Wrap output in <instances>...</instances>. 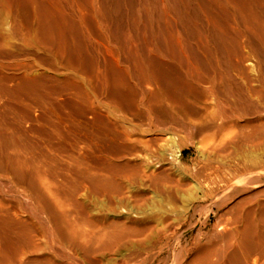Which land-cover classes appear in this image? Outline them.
I'll list each match as a JSON object with an SVG mask.
<instances>
[{
  "label": "bare ground",
  "instance_id": "bare-ground-1",
  "mask_svg": "<svg viewBox=\"0 0 264 264\" xmlns=\"http://www.w3.org/2000/svg\"><path fill=\"white\" fill-rule=\"evenodd\" d=\"M143 1L135 11V23L139 28L143 20L151 28L149 51L151 56L160 55L163 52L155 41L153 24L166 27L184 12L177 1ZM108 2L0 0V264H264V177L256 163L234 164L226 166L227 170L215 167L205 176L204 196H192L183 207L172 203L170 209H144L142 196H120L121 180L130 173L121 134L116 128L108 133L88 132L89 120L72 112L71 97L75 89L86 104L96 95L114 112L121 114L131 108L130 101L107 99V68L100 58L110 47L97 42L95 48L87 24L92 19L102 39L120 45ZM207 6L243 19L244 31L250 35L244 41L264 61V6L246 0H213ZM244 31L229 36L217 28L216 33L227 49ZM198 33L201 43H215V24ZM68 37H77L83 52L89 53V47L95 51L93 75L86 73L83 62L65 59L64 53L72 49ZM163 42L169 51L175 46L184 56L190 77H200L179 34L163 36ZM238 57L240 64L247 62L248 69L259 65L245 53ZM127 60L126 72L133 65L148 86L141 93L152 95L144 105L155 126L167 123L157 112L169 116L172 110L155 109L154 99L191 109L181 99L182 92L159 90L161 79H166L150 66V57L130 54ZM42 76L58 88L53 101L34 97ZM214 85L215 76L211 92ZM186 88L191 90L192 84L187 83ZM263 105L236 110L235 119L218 111L230 127L242 131L245 144L256 146L264 143ZM86 108L94 121L106 125L96 108ZM193 109L198 118L207 116V106L202 114ZM250 111L255 115L252 119L247 118ZM167 141L178 143L174 136ZM203 143L199 140L198 147ZM230 143L221 138L209 147L210 153L199 150V158L227 157L229 154L220 153L226 150L218 147ZM11 177L28 196H8ZM96 200L100 204L94 206ZM198 208L205 210L201 222L195 219ZM213 213L216 217L210 223Z\"/></svg>",
  "mask_w": 264,
  "mask_h": 264
},
{
  "label": "rangeland",
  "instance_id": "rangeland-1",
  "mask_svg": "<svg viewBox=\"0 0 264 264\" xmlns=\"http://www.w3.org/2000/svg\"><path fill=\"white\" fill-rule=\"evenodd\" d=\"M171 1H177L184 15L180 19L174 17L175 22L170 21L166 27L160 23L153 24L155 41L163 52L160 55L151 56L153 53L149 51L150 44L147 40L150 38L151 28L142 22L143 20L139 22L141 23L139 28L135 23V11L143 4V0H109V9L114 19L112 27L118 30L117 34L113 33L119 38L120 45L115 44L113 39V42L110 39H107L109 41L102 39L92 19L87 23L94 47L97 42H103L110 47L109 52H105V56L100 58L101 64L107 68L105 71L108 83L107 99L118 98L119 101H130V109L127 108L125 113L120 114L114 112L109 104L101 101L96 95H92L90 102L86 104L82 95L77 94L78 91L74 89L71 94L75 105L72 112L76 117H86L89 120L86 126L88 132L108 133L110 129L116 128L121 134L124 151L129 158L130 173H127L128 175L125 173L121 180L120 196H142L145 201L142 205L144 209L153 207L170 209L172 203H175L176 207H183L186 203H190L192 196H204L205 176L215 167L223 166L227 170L226 166L234 164L256 163V170L264 177V143L256 146L245 144L241 140L242 131L230 127V122L218 111L224 110L235 119L236 110L244 108L251 110L264 104V61L253 52L251 44L246 43L250 35L244 31L243 19L239 16L235 19L231 15L225 16L218 7H215V10L209 9L207 5L213 0ZM246 2L264 6V0H246ZM214 24L215 43L212 40L201 43L198 32L209 26L211 29ZM217 28H222L229 36H232L236 30H242L243 37L239 41L231 42L227 45V49H224L217 38ZM177 34L185 41L187 55L196 61L199 78L189 76L184 56L178 52L177 47L174 46L173 50L169 51L163 42V36L174 38ZM66 42L72 49L64 53L65 59L70 57L76 63L83 62L86 73L93 75L96 61L92 52L96 55L95 51L89 47V53L83 52L77 37H73V40L68 37ZM129 51L137 58L150 57L153 61L150 66L166 79L165 82L161 79L159 90H169L171 93L182 92L181 99L186 104L189 103L191 109H181L180 105L173 104L172 101L154 99L152 102L155 109L166 107L172 110L169 116H163L161 111L157 112L160 117L162 116L161 118L166 119L167 123L155 126L153 123L155 119L146 113L144 105V101L152 98V95L140 91L145 86L148 88L142 81V74L133 69V65L130 72H126L129 66L127 60ZM240 53H245L251 60L258 61V67L248 69L245 66L247 62L240 64L238 62ZM112 58L116 59V62L112 61ZM214 76L215 85L211 92ZM39 80L34 97L39 96L42 100L53 101L58 88L50 85L44 76ZM187 83L192 84L191 90L186 88ZM227 86H230L229 91ZM85 88L88 89L86 86ZM87 105L96 108V114L102 118L106 127L92 119L93 115L89 108H86ZM205 106L208 110L205 119L198 118V114L194 115L193 108L202 114ZM262 114L264 115V105ZM254 116L250 111L247 118L252 119ZM168 136H174L178 143L172 144L167 141ZM221 138L227 143L234 139L233 144L218 147V150H226L220 152L221 154H229V156L218 159L213 156L210 160H201L198 151L210 153L209 147ZM199 140L204 142L201 147L197 145ZM104 147L108 148L107 145ZM137 157L144 159L145 162L141 159L137 160ZM157 180H160L159 184L156 183ZM7 187L11 189L8 196H28L25 189L17 184L13 177L7 180ZM92 204L97 206L100 201L96 200ZM198 210L195 219L201 222L205 217V210L201 208ZM215 217L216 214L213 213L210 223ZM209 227L208 225L206 228Z\"/></svg>",
  "mask_w": 264,
  "mask_h": 264
}]
</instances>
